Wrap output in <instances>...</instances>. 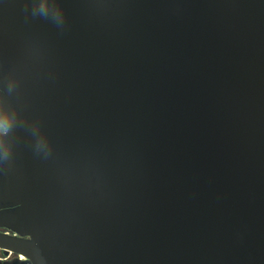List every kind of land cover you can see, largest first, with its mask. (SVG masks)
I'll return each mask as SVG.
<instances>
[{"label":"water","instance_id":"95a60500","mask_svg":"<svg viewBox=\"0 0 264 264\" xmlns=\"http://www.w3.org/2000/svg\"><path fill=\"white\" fill-rule=\"evenodd\" d=\"M41 3L0 0L4 264H264V0Z\"/></svg>","mask_w":264,"mask_h":264},{"label":"clouds","instance_id":"9594fccd","mask_svg":"<svg viewBox=\"0 0 264 264\" xmlns=\"http://www.w3.org/2000/svg\"><path fill=\"white\" fill-rule=\"evenodd\" d=\"M52 8V21L58 25H63L65 15L62 7L58 3V0H51V5H49V0H42L40 5V15L44 18H48L47 9ZM15 82L10 79L8 84V89L11 92L15 88ZM3 90L0 89V92ZM23 119V118H22ZM18 116L15 109L8 110L0 104V161L7 160L12 152V144L7 141V136L10 128L17 123ZM32 134L35 137V148L37 152L50 153L51 149L48 147L47 142L40 137L39 129L36 126L31 125Z\"/></svg>","mask_w":264,"mask_h":264},{"label":"flooded vegetation","instance_id":"af4514ba","mask_svg":"<svg viewBox=\"0 0 264 264\" xmlns=\"http://www.w3.org/2000/svg\"><path fill=\"white\" fill-rule=\"evenodd\" d=\"M6 207H3L0 202V212L5 210ZM6 235L13 238H23L20 234H18L13 229L4 226L0 223V235ZM27 238V237H26ZM27 257L24 256L22 253H18L16 251L8 250L5 248L0 247V264L4 263H13L16 261H25Z\"/></svg>","mask_w":264,"mask_h":264}]
</instances>
